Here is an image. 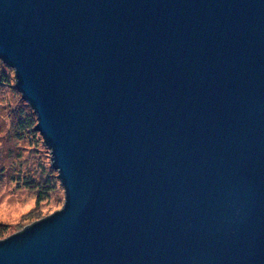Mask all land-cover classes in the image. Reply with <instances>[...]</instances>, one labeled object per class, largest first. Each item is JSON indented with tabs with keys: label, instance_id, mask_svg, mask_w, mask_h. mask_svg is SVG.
<instances>
[{
	"label": "water",
	"instance_id": "water-1",
	"mask_svg": "<svg viewBox=\"0 0 264 264\" xmlns=\"http://www.w3.org/2000/svg\"><path fill=\"white\" fill-rule=\"evenodd\" d=\"M0 58L67 199L0 264H264V0H0Z\"/></svg>",
	"mask_w": 264,
	"mask_h": 264
},
{
	"label": "rangeland",
	"instance_id": "rangeland-1",
	"mask_svg": "<svg viewBox=\"0 0 264 264\" xmlns=\"http://www.w3.org/2000/svg\"><path fill=\"white\" fill-rule=\"evenodd\" d=\"M38 122L16 86L15 69L0 58V240L63 209L67 201Z\"/></svg>",
	"mask_w": 264,
	"mask_h": 264
},
{
	"label": "trees",
	"instance_id": "trees-1",
	"mask_svg": "<svg viewBox=\"0 0 264 264\" xmlns=\"http://www.w3.org/2000/svg\"><path fill=\"white\" fill-rule=\"evenodd\" d=\"M16 86H17V77H16ZM36 113V112H35ZM37 115V114H36ZM39 123V122H38ZM45 141V140H44ZM56 169V168H55ZM58 177H59V175H58ZM61 179V178H60ZM62 181V180H61ZM43 184H44V186H48V181H44L43 182ZM47 189V188H46ZM40 192H42V191H40ZM35 224H37V223H35ZM34 224V225H35ZM31 226H33V225H31ZM31 226H28V227H26V229H28L29 227H31ZM0 228H2V226H0ZM26 229L23 231V232H25L26 231ZM22 233V232H21Z\"/></svg>",
	"mask_w": 264,
	"mask_h": 264
}]
</instances>
